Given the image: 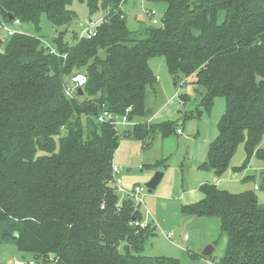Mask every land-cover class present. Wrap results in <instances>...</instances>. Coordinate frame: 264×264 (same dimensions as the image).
<instances>
[{"label":"trees","instance_id":"16d2710c","mask_svg":"<svg viewBox=\"0 0 264 264\" xmlns=\"http://www.w3.org/2000/svg\"><path fill=\"white\" fill-rule=\"evenodd\" d=\"M73 1L0 0V14L39 31L43 15L55 26L71 25ZM79 1L106 14L91 38L74 34L69 43L65 31L53 37L59 55L41 36L0 40V244L16 245L41 264H182L140 254L154 233L151 223L135 225L143 214L131 200L120 204L111 184L123 137H169L179 121H139L119 134L97 116H122L129 108L130 120L152 116L147 91H157V76L149 61L160 57L175 82L192 77L205 88L184 121L209 114L216 97L226 100L198 169L221 177L242 144L246 158L235 171L253 156L264 160V0H148L166 10L142 38L129 28L123 0ZM79 72L87 75L83 95L70 98L65 79ZM167 159L142 168L167 166ZM199 189L204 198L181 211L219 219L227 236L219 264H264V204L256 192L232 193L210 182Z\"/></svg>","mask_w":264,"mask_h":264},{"label":"rangeland","instance_id":"374dc122","mask_svg":"<svg viewBox=\"0 0 264 264\" xmlns=\"http://www.w3.org/2000/svg\"><path fill=\"white\" fill-rule=\"evenodd\" d=\"M70 8L77 14L71 25L55 26L43 15L39 31L30 23H23L21 29L27 34L41 36L47 42H50L53 37L65 31L64 40L73 43L74 34L81 35L86 19L99 22L106 14V10L101 7L91 12L87 3L79 0H74ZM121 8L125 13L129 28L135 31L139 38H142L145 36L146 28L154 25L147 11L155 9L157 11L156 17L161 19L166 10V4L154 3L148 0H123ZM6 37V33L1 31L0 40H5ZM0 50H4V45H0ZM155 59L161 58H153V60ZM162 79L163 82H166V90L156 93L152 88H149L147 91L148 108L153 112L158 110L160 112L163 105L170 103V100H168L169 94L177 90L180 95L188 94L191 96L192 100L186 106L181 105L180 108L177 107L178 100L172 101L171 103L173 104L168 106L164 112H161L158 119L154 120V123L178 120V126L185 130L184 134L178 136L174 134L170 138L163 140L159 132H154L151 139L147 140V143L151 142L149 149L143 148V144H145L143 141L123 137L114 156V162L121 167L120 176L124 180V183L125 180L126 182L135 181L146 186V183L156 171H165V176L157 188L153 192H149L148 188L145 191L146 205H142L141 209L144 212L147 207L151 209L150 226L153 228L154 233L145 240L140 254L178 258L182 264H219V260L224 255L227 244V236L222 232L219 219L186 215L182 213L179 205L182 201L179 199V191L189 188L186 165L181 166L180 162L185 160V163H189L191 160L194 149L193 140L197 131L196 127L190 128V120L184 121L183 115L186 113V110L195 108L197 100L200 99V94H202L201 96L205 94V88L199 86L201 93L194 91L192 77L190 78L191 81L185 85L182 83L175 86L172 75L165 68L162 69ZM65 81L70 83V79L68 78ZM131 121L132 124L119 126L122 134L125 130H131L137 123L135 119ZM140 151L141 154H139ZM240 153L238 151L235 154L231 163L232 161L238 162ZM161 154L164 157L168 156L166 161L167 166L162 165L159 168L144 167L142 169V165L155 163L157 160L164 158ZM129 158L132 160L129 166L132 165L133 170L127 173L125 162ZM254 172H249V174H253ZM148 175L150 176L146 179ZM256 179L259 184V190H256V194L259 196L260 202L264 204V171L259 176L256 175ZM122 199L123 196L120 195V200ZM170 232L174 234L172 239L167 237V234ZM185 234L189 236L187 239L185 238ZM208 245H213L214 250L210 255H204V250ZM123 246L122 243L120 249ZM18 261H22L24 264L42 263V260L38 262L32 253L20 251L16 245L3 243L0 248V264H16Z\"/></svg>","mask_w":264,"mask_h":264},{"label":"crops","instance_id":"0c3cea01","mask_svg":"<svg viewBox=\"0 0 264 264\" xmlns=\"http://www.w3.org/2000/svg\"><path fill=\"white\" fill-rule=\"evenodd\" d=\"M149 63H150L151 68L153 69L154 73L157 76V83H156L157 91H156V93L163 92L164 90H166L165 89L166 82H163V79H162V69L165 68V70H167L164 59L161 58V59L153 60V58H152L149 61ZM163 77H165V76H163ZM169 78L171 79L170 76H169ZM189 81H191L190 78L183 79L179 83L175 82L174 85L178 86L179 84H182V83H183V85H185ZM192 87L194 88V91H198L199 93H201V89L199 86L192 84ZM170 94H169V98H168V100H170V103L163 105V107L161 106L162 110L160 112H158L159 110L155 111V112H153L152 116L147 117V118H135V121L139 122V121H144V120L146 121L147 120L148 122H154V120L158 119V117L160 116L159 114H161V112H164L168 106L173 104V103H171L172 101L178 100L179 103H178L177 107L180 108L181 105L186 106V104L192 100L191 96H189L188 94L187 95H180L178 90L173 92L171 95ZM201 95L202 94H200V97H199L200 99L197 100V105L195 106V108L198 106V104L201 100V97H202ZM193 109H191V110H193ZM225 109H226L225 98L218 96L215 98L214 105H213L212 110L209 114L204 113L201 118L190 119V121H189L190 128L196 127L197 131H196L195 139L193 140L194 149L192 152L191 160L189 161V163H185L186 162L185 160L184 161L182 160L180 162L181 166L186 165L185 168H186V171L188 174L187 180H188V187H189L185 190L179 191V199L182 200L179 203L180 208L182 205L192 204V203H196V202L202 200L204 198V194L200 191L199 187L201 184L206 183V182L215 183V184H217V186L219 188L228 190L229 192H232V193H240V192L247 191V190H251V191L256 192V190H259V188L255 189V186H257V185L259 186L257 179H256V175L259 176L264 171V160L263 159H260L256 156H253L251 158L249 165L244 170H242V171H235L234 170V167L241 166L243 164L245 158H246V151H245L243 144L240 145L238 150H237V152L238 151L241 152L240 157L237 160L238 162L232 161V163L230 164L227 171L221 177H217L215 175L214 171H206V170L198 169V165L202 161H204V159L206 158L210 143L216 138V136L218 134L217 125H218L220 118L225 113ZM191 110H186V112H189ZM139 119H141V120H139ZM179 128H181V127L178 126V129ZM181 129H182L181 133H179V132L175 133L177 136L184 134L185 130L183 128H181ZM172 135H174V134H172ZM171 136L166 137V138H161V139H163V140L168 139ZM150 139H151V137H150ZM150 139H148V141ZM263 142H264V139H263ZM263 142L261 144L262 147H264ZM144 143L145 144H143V148L149 149L151 142L147 143V141H146ZM139 154H141V151L139 152ZM161 155H162V157H164L163 154H161ZM164 158H168V156L164 157ZM118 163H123V162H118ZM125 163L127 165L126 172L127 173L132 172L133 167H132V165L129 166L132 163V160L129 158ZM234 163H237V164L234 165ZM117 165H119V164H117ZM142 167H143V165H142ZM253 171H255L253 174H249V172H253ZM150 175H148L146 177V179H148ZM164 176H165V173H164ZM164 176H163V178H164ZM123 184L127 188H131L132 186L139 184V183H136L135 181H127L126 182V180L124 183V180H123ZM147 208L151 211V209L149 207H147ZM151 215H152V211H151ZM150 220H151V218H150Z\"/></svg>","mask_w":264,"mask_h":264},{"label":"built area","instance_id":"2783aa9c","mask_svg":"<svg viewBox=\"0 0 264 264\" xmlns=\"http://www.w3.org/2000/svg\"><path fill=\"white\" fill-rule=\"evenodd\" d=\"M148 15L150 16L151 22L154 25L160 24V19L156 17L157 11L155 9H149ZM103 20L100 19L99 22H95L90 19L85 20V27L81 31L80 36H87L88 38H91L92 36L96 35V28L97 25ZM23 25V22L19 18H15L12 20H6L4 19L0 14V31H4L6 35L12 36L17 33H25L21 27ZM42 43L46 48L49 49L50 53L59 55L58 51L55 49V47L51 44V42L44 41L43 38H41ZM66 57V55H64ZM87 83V75L83 72L76 73L70 77V83H66L65 85V92L66 95L70 98L75 97L78 92L77 90L79 88H83ZM131 109H127L125 115H117L112 113L111 111L105 110L102 113H100L97 116V121L100 123H110L113 127L116 128L117 132L120 134L121 131L119 129L120 125H129L132 124V121L128 117V112ZM134 123V122H133ZM177 132L181 133L182 129L179 128ZM121 167L117 165L115 162H113V180L112 185L115 187L117 193L119 195L123 196V199L120 200V204L123 200H131L133 202L134 210L140 211L143 214L142 219H137L133 223L141 228H145L150 224V215L151 211L147 208L145 212L142 211L141 207L142 205H146L145 202V191L147 189L146 186H143L141 184H136L132 186L131 188H127L123 184V179L120 176ZM259 186H255V189H258ZM174 236L173 232H170L167 234V237L169 239H172ZM189 236L185 234V238L187 239ZM16 264H24L22 261H18Z\"/></svg>","mask_w":264,"mask_h":264},{"label":"water","instance_id":"95a60500","mask_svg":"<svg viewBox=\"0 0 264 264\" xmlns=\"http://www.w3.org/2000/svg\"><path fill=\"white\" fill-rule=\"evenodd\" d=\"M1 43V41H0ZM79 95H83V89L79 88L77 90ZM41 141L43 144H45V139L41 138ZM164 176V172L163 171H156L154 173V175L152 176V178L146 183V187L148 188L149 192H153L156 187L159 185V183L161 182L162 178ZM0 248H1V244H0ZM214 250L213 245H208L205 250H204V255H210Z\"/></svg>","mask_w":264,"mask_h":264}]
</instances>
